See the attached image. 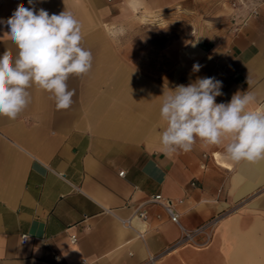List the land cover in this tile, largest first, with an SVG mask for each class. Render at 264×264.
Segmentation results:
<instances>
[{"label": "crops", "instance_id": "crops-1", "mask_svg": "<svg viewBox=\"0 0 264 264\" xmlns=\"http://www.w3.org/2000/svg\"><path fill=\"white\" fill-rule=\"evenodd\" d=\"M21 3L29 6L0 0V19ZM34 6L76 16L92 68L69 77L75 93L69 109L57 110L50 94L33 86L31 103L15 120L0 116V264H145L149 256H158L154 264H264V159L226 158L227 139L218 146L197 139L192 151L172 158L159 143L161 95L198 78L222 81L217 103L248 91L255 96L249 107L264 112V0H34ZM254 6L258 14L249 16ZM172 15L186 24L176 39L165 33L158 42L150 36L153 22ZM7 32L0 25V55L5 49L15 55ZM157 194L176 203L187 230L228 214L206 246L170 250L181 230L160 205L147 203ZM140 208L147 219L124 227L121 220Z\"/></svg>", "mask_w": 264, "mask_h": 264}, {"label": "clouds", "instance_id": "clouds-1", "mask_svg": "<svg viewBox=\"0 0 264 264\" xmlns=\"http://www.w3.org/2000/svg\"><path fill=\"white\" fill-rule=\"evenodd\" d=\"M18 4L12 15L0 19L8 29L16 54L5 49L0 55V116L15 120L31 103L29 88L36 86L50 94L57 110L71 107L74 91L70 76H81L92 68V53L82 47V25L68 10L49 14L36 9L34 0ZM195 63L192 71L199 72ZM222 81L198 78L163 92L159 116L165 126L159 135L160 151L172 158L193 150L197 139L218 146L227 139L226 158L239 162L264 159V112L252 110L255 96L236 92L227 103Z\"/></svg>", "mask_w": 264, "mask_h": 264}, {"label": "built area", "instance_id": "built-area-1", "mask_svg": "<svg viewBox=\"0 0 264 264\" xmlns=\"http://www.w3.org/2000/svg\"><path fill=\"white\" fill-rule=\"evenodd\" d=\"M107 1L111 3L114 0H107ZM257 14H258V6L252 7L249 11V16L255 17ZM245 24H246V20L243 21L242 25H245ZM123 174L124 172L119 173L120 176H123ZM177 202L181 203L182 201L179 200ZM147 203H155V204L160 205L163 208V210L166 212V214L168 215L170 221L176 224L181 230L180 239L171 246L170 250L181 247L183 245H194L196 247L206 246L212 239V234H213L215 227L228 214V213H218L212 216L209 220L199 225L198 227L192 230H187L181 225L180 215L175 209L176 203L173 202L171 199L164 198L162 195L157 194V195L151 196L149 200L147 201ZM147 217H148L147 212L140 208L134 213V215L131 218L121 220V224L126 228H131L133 219H139V220L145 221ZM137 236L140 239H143L144 233L138 232ZM200 236L204 237L203 242L201 243L197 242V238ZM26 240H27V236L23 235L22 242H25ZM70 241L72 244H75L77 241V238L75 236H71ZM157 258L158 256H149L145 264H154ZM81 264H88V261L83 259L81 261Z\"/></svg>", "mask_w": 264, "mask_h": 264}, {"label": "rangeland", "instance_id": "rangeland-1", "mask_svg": "<svg viewBox=\"0 0 264 264\" xmlns=\"http://www.w3.org/2000/svg\"><path fill=\"white\" fill-rule=\"evenodd\" d=\"M156 21L153 22L154 25L153 28L150 31V36H154L158 39V42L165 38V33L168 38V34H172L173 39H176L180 33H181V25L186 24V20L184 17H181L180 15H172V16H166V17H159L155 19ZM170 27V28H169ZM167 28V30H165ZM169 30V31H168ZM144 31H141L142 34ZM148 32V31H147ZM139 33V32H138ZM136 33L132 34L133 36ZM144 36H147L145 34ZM149 36V35H148ZM159 46V45H158Z\"/></svg>", "mask_w": 264, "mask_h": 264}]
</instances>
